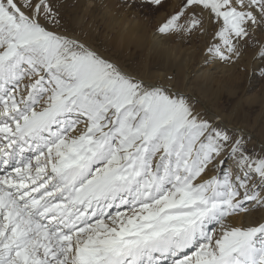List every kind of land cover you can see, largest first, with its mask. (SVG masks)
<instances>
[{
    "label": "snow or ice",
    "instance_id": "6c2138e0",
    "mask_svg": "<svg viewBox=\"0 0 264 264\" xmlns=\"http://www.w3.org/2000/svg\"><path fill=\"white\" fill-rule=\"evenodd\" d=\"M156 35L222 66L251 50L264 79V0H179ZM251 144L75 36L60 0H0V264H264V222L233 223L264 210Z\"/></svg>",
    "mask_w": 264,
    "mask_h": 264
},
{
    "label": "rangeland",
    "instance_id": "374dc122",
    "mask_svg": "<svg viewBox=\"0 0 264 264\" xmlns=\"http://www.w3.org/2000/svg\"><path fill=\"white\" fill-rule=\"evenodd\" d=\"M177 3L166 0L165 8L153 10L125 9L121 0H60V11L71 32L105 57L146 82L182 92L197 110L248 132L250 147L259 150L264 145V79L253 71L258 65L253 51L236 66H222L205 62L202 37L163 39L159 51L150 45L158 24Z\"/></svg>",
    "mask_w": 264,
    "mask_h": 264
},
{
    "label": "bare ground",
    "instance_id": "6f19581e",
    "mask_svg": "<svg viewBox=\"0 0 264 264\" xmlns=\"http://www.w3.org/2000/svg\"><path fill=\"white\" fill-rule=\"evenodd\" d=\"M150 45L153 48H156V50L160 49V47L163 45V39L159 38L156 34L154 35V37H152V40H150ZM159 51V50H158ZM145 81V80H144ZM146 82V81H145ZM146 83H151V82H146ZM153 84V83H151ZM171 91L173 93H179V94H183L182 92H177L173 89H171ZM191 95V94H190ZM209 110V109H207ZM211 113V116H216L214 113L209 111V114ZM210 116V117H211ZM222 122V121H221ZM225 124V123H224ZM227 125V124H226ZM232 125V124H231ZM236 126V125H235ZM230 128H232V126H230ZM235 128V127H233ZM236 129V128H235ZM243 132L245 134L246 131L243 130ZM252 134V133H251ZM248 136H251L249 133L247 134ZM253 136V135H252ZM257 142V141H256ZM258 143V142H257ZM256 146V145H255ZM260 148L264 145L259 144ZM259 148V147H258ZM264 222V210L262 209H256L253 210L252 212L248 213V214H242L240 216H237L234 220L233 223L240 225L243 224L244 226H248V225H258L259 223Z\"/></svg>",
    "mask_w": 264,
    "mask_h": 264
}]
</instances>
